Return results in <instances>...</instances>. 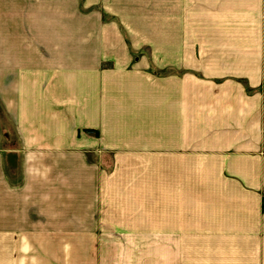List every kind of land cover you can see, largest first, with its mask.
<instances>
[{
  "label": "crops",
  "instance_id": "obj_1",
  "mask_svg": "<svg viewBox=\"0 0 264 264\" xmlns=\"http://www.w3.org/2000/svg\"><path fill=\"white\" fill-rule=\"evenodd\" d=\"M76 15L0 0V264H264V0H183L134 61Z\"/></svg>",
  "mask_w": 264,
  "mask_h": 264
},
{
  "label": "rangeland",
  "instance_id": "obj_2",
  "mask_svg": "<svg viewBox=\"0 0 264 264\" xmlns=\"http://www.w3.org/2000/svg\"><path fill=\"white\" fill-rule=\"evenodd\" d=\"M64 1L74 5L76 17L82 19V23L76 20V31H84L83 21L88 18L93 37L105 33L107 49H126L133 61L153 50L183 49V0ZM101 43L95 41L94 48L102 49ZM129 247L125 255L134 253L140 264L144 259H148L146 264H183V234L155 235V242L150 245Z\"/></svg>",
  "mask_w": 264,
  "mask_h": 264
}]
</instances>
